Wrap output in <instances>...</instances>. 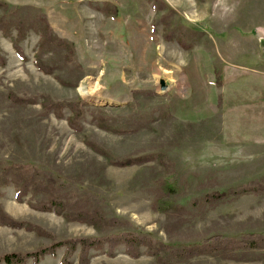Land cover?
<instances>
[{"label":"rangeland","instance_id":"obj_1","mask_svg":"<svg viewBox=\"0 0 264 264\" xmlns=\"http://www.w3.org/2000/svg\"><path fill=\"white\" fill-rule=\"evenodd\" d=\"M165 1L156 10L152 0H0V16L12 13L0 22V169L45 166L67 183L57 188L63 199L78 184L73 208H89L97 194L106 215L125 223L98 230L35 209L45 193L19 198L10 169L0 210L23 226L0 224V256L123 229L177 246L264 234V194H226L264 175V0ZM46 95L61 106L47 110ZM68 100L84 102L81 114ZM103 152L135 162L120 166ZM164 178L181 187L168 196L179 210L157 207ZM106 251L90 248L89 264H161L129 256L124 243L115 256ZM64 253L38 264H63ZM168 264H264V248Z\"/></svg>","mask_w":264,"mask_h":264},{"label":"trees","instance_id":"obj_2","mask_svg":"<svg viewBox=\"0 0 264 264\" xmlns=\"http://www.w3.org/2000/svg\"><path fill=\"white\" fill-rule=\"evenodd\" d=\"M156 10H162L169 7L165 0H152ZM9 12V11H8ZM12 13H4L0 16V22L10 17ZM41 19L45 25V30L51 31V27L45 14H40ZM47 35V36H48ZM46 37V34H45ZM181 41V39H180ZM182 42V41H181ZM44 106L47 110L51 111L53 107L60 103H55L49 95L45 97ZM23 102H33L34 99H20ZM54 102V103H53ZM70 108H75L77 114H81V108L84 104L81 100H68L66 102ZM73 125V119H71ZM103 154L109 159L110 162L120 166L131 165L135 161L131 157L117 158L108 152ZM161 161L165 163L172 176L176 175L175 165L170 161L165 154L159 155ZM12 169L14 171V177L20 184V189L17 196L33 191L43 192L46 195L44 200L38 203H31L35 209L42 211H54L57 214L62 215L69 221H79L95 227L98 230L107 229L113 227L124 226V221L118 217H108L100 204L102 200L101 196L97 194L92 195L93 204L89 208H73L75 201L71 200L73 196L79 197L81 189L77 183H71L73 194L67 199H63L62 195L57 191V188H64L67 186L65 181H58L55 174L41 165H28V164H5V167L0 169V184L6 183L8 179L6 174ZM175 178V177H174ZM160 186L165 194L164 197L159 198L157 201V207L163 212L169 210H179L182 206L175 200L169 198V195L179 194L181 187L176 179L164 178L160 181ZM230 196H239L242 194H264V175L260 178H255L250 181L241 183L239 185L229 188L226 192ZM221 196V195H218ZM69 206V207H68ZM0 224L7 225L9 227L21 228L22 222L16 221L6 212L0 210ZM30 230H35V226H27ZM125 244L126 253L134 258L139 257L143 252L149 255H153L161 264H168L176 261H181L196 255H214L224 251H237L248 248H264V234L263 233H248L241 237L214 235L204 239L200 243L177 246L168 242H164L152 235H145L129 229L117 230L109 232L104 235L96 236H83V237H70L65 240L57 241L49 246H43L32 252H19L14 251L6 253L0 256V264L5 262L6 264H23L28 258H33L34 262L38 264L41 256L51 253L56 254L57 249L65 247V253L62 258L63 264H73V260L70 258L73 254L80 249L79 264H89L90 258L88 256L89 249L92 247L107 246L106 253L109 256H115V249L120 244ZM146 249L142 251V247Z\"/></svg>","mask_w":264,"mask_h":264},{"label":"water","instance_id":"obj_3","mask_svg":"<svg viewBox=\"0 0 264 264\" xmlns=\"http://www.w3.org/2000/svg\"><path fill=\"white\" fill-rule=\"evenodd\" d=\"M161 85H162V89H165L167 86L164 80L161 81Z\"/></svg>","mask_w":264,"mask_h":264}]
</instances>
